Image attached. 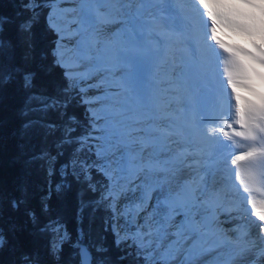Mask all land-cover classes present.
Listing matches in <instances>:
<instances>
[{"label":"snow or ice","instance_id":"1","mask_svg":"<svg viewBox=\"0 0 264 264\" xmlns=\"http://www.w3.org/2000/svg\"><path fill=\"white\" fill-rule=\"evenodd\" d=\"M182 2L78 0L81 6L96 7L81 8L73 30L78 39L68 45L60 35L53 52L56 64L65 69L63 91L72 95L42 98L40 110L67 108L77 96L88 106L86 131L73 137L76 128L69 124L66 129L68 140L77 145L73 170L90 191L99 193L111 213L117 243L133 248L143 264H196L207 253L221 255L218 250L226 246L232 255L225 264H264V199L258 204L254 194L258 188L264 198V0H192L222 87L219 114L202 117L195 127L172 106L171 95L183 73L177 72L170 38L166 33L154 36L148 24L156 19L148 5ZM41 6L26 0L23 7ZM34 23L29 16L18 28L28 35ZM113 24L120 26L109 32ZM0 50L6 51L4 41ZM17 75L24 88L33 86V69L0 65V83ZM92 90L97 94L89 95ZM203 124L208 125L204 135L228 142L227 159L247 194L242 199L248 215L255 218L231 229L233 237L220 220L217 189L195 173L192 137ZM242 169L250 177L247 182L241 180ZM94 173L103 179L96 181ZM19 206V200L13 202ZM22 255L17 264H39L30 254ZM79 255V264H93L88 248Z\"/></svg>","mask_w":264,"mask_h":264},{"label":"trees","instance_id":"2","mask_svg":"<svg viewBox=\"0 0 264 264\" xmlns=\"http://www.w3.org/2000/svg\"><path fill=\"white\" fill-rule=\"evenodd\" d=\"M35 2L42 6L29 10L23 7L26 0H0V41L6 43V51L0 50V65L15 64L36 72L30 89L24 88L19 75L0 83V236L4 240L0 264H17L23 259L22 253L30 254L39 264H77L73 244L78 243L76 229L82 224L75 208L80 206L81 212L90 215L89 209L102 204L99 193L90 191L88 182L76 173L67 171L62 176L64 188L56 189L60 179L57 170L65 169L77 147L68 140L65 126L75 127L71 136L78 137L86 131L89 116L78 96L67 108L47 113L40 110L42 98L63 99L72 94L63 91L67 81L53 55L56 35L46 26L47 7L52 0ZM29 16L35 23L26 35L18 25ZM44 121L47 123L41 126ZM93 175L96 181L102 180ZM17 200L18 208L13 207ZM58 224L63 225L67 238L54 251L50 243ZM101 226L96 215L91 225L84 220L82 226V242H88L93 264H143L133 248L115 243L108 232H97ZM96 242H101V251L95 247Z\"/></svg>","mask_w":264,"mask_h":264},{"label":"rangeland","instance_id":"3","mask_svg":"<svg viewBox=\"0 0 264 264\" xmlns=\"http://www.w3.org/2000/svg\"><path fill=\"white\" fill-rule=\"evenodd\" d=\"M62 2V0H55L54 3H51L48 7H47V14L45 16L46 19V26L48 27V29L53 30L55 32L56 35V42L54 44V50L57 47L58 44V34H59V29H58V22H60L62 20V11L61 10H57L56 9V5L58 3ZM189 8H185L187 9L186 12L184 13L185 15L187 13L190 12V10H193V3L192 0H189ZM160 5L158 4V7ZM84 8V6L79 5L77 10L71 15V21H67V22H62L63 24L66 23L67 27L65 26L64 29H70V31L73 33V30L77 27V25L80 22L81 16H82V11L81 8ZM96 7V6H95ZM94 6L88 8L87 9H94ZM84 8V9H86ZM155 5H148V9L149 12L155 13L154 11ZM31 10V9H29ZM188 11V12H187ZM52 13V17L53 19L50 21L49 19V13ZM161 15H155L156 19L148 20V24L150 29L152 30L154 36L155 33H169L170 32V25L168 24V21H166L167 19L165 18L164 15H162V13H160ZM158 18V19H157ZM178 20H180V18H177ZM68 23V24H67ZM176 25H179V21L176 22ZM196 25L199 26V31H197V35L193 34L192 32L191 37L186 38V36L188 34L182 33V38H178L175 40H169V45H171V49L170 52L174 55L175 59L177 61H179V65H177V72H182L183 75H181L178 80L177 83L175 85V94L171 95V99L174 102V104H172V106L177 109L181 114L182 117L187 119L188 121L193 123V126L195 127L197 124H201V118H208V115H205L202 113V105H204V100H200L199 102H197V100L199 99V97L204 96L205 99L208 97V92L211 93H215L217 92V90H221V88H219V76L217 75L216 72V58L215 56L212 54V52H210L208 49H206L205 47L202 49L203 50V54L204 56H207L204 62L202 63H198L196 65L192 64L189 59H188V52L186 50V46L188 44V40H201L203 37V33H202V29H201V21L198 20ZM182 29V28H181ZM180 30V29H179ZM183 32L185 31L184 29H182ZM61 32V31H60ZM181 34H179L178 36L180 37ZM60 36V34H59ZM78 39V36L73 35L71 38V41L69 42V45H72L75 43V40ZM188 39V40H187ZM202 55V53H201ZM208 56H209V60H208ZM203 57V55H202ZM56 59V57H55ZM191 60V59H190ZM200 60V58L198 59V61ZM176 61V63H177ZM201 62V61H200ZM191 63V64H190ZM65 71V69L63 70ZM219 80V81H218ZM218 87V88H217ZM216 89V90H215ZM213 90V91H212ZM212 91V92H211ZM216 91V92H214ZM207 92V93H206ZM220 93V91H218ZM97 94L95 91L92 95ZM214 97L216 98V95H214ZM210 98V97H208ZM207 98V99H208ZM189 100V101H188ZM202 102V103H201ZM179 105V106H176ZM88 108V106L86 105V109ZM185 108V109H184ZM186 108H189V111L186 110ZM216 117V116H215ZM214 118V116H213ZM208 125L207 124H203L199 129H197L196 131H194L193 133V137H192V144L196 145L195 148H193L194 152L196 153L199 149L201 151L197 152V157H201L202 155H205L204 158L207 159L209 157V152L211 151V149H213V145L219 140V138L217 137H206L203 133V129L206 128ZM65 128L67 129L68 126L66 125ZM207 139L208 142H201V140ZM210 140V142H209ZM213 141V143L211 142ZM207 143V144H206ZM73 144V143H72ZM207 146V148L205 147ZM207 149L208 151L205 153V149ZM212 155V154H211ZM74 154H72L70 157H68L67 159V166L65 167V169L63 167L59 168L57 170V173L60 177V179L58 180V183L56 184V189L62 190V188H64V180L62 176H65V173L68 171V173H75L73 170V165L71 163L72 159H73ZM198 160V159H197ZM202 160V159H201ZM52 161V160H51ZM201 161H199V163L197 164V170L199 172H202V170L204 169L202 166V163H200ZM230 162V161H229ZM52 163L49 162L48 163V168H51ZM205 165V164H204ZM67 168V169H66ZM232 166L230 164V167L227 165H221L218 167V170H220V172H222V170H226V172H228V170H231ZM69 169V170H68ZM189 170H185V172H188ZM204 172V171H203ZM223 173V172H222ZM233 178L235 179V176L233 175ZM103 179V178H102ZM220 180V181H219ZM236 180V179H235ZM228 181V178H226V176L224 175H219L218 179L216 180V184L220 185L222 187V189L224 190V192L222 193V196H226V201L232 202L231 199L229 198V190L227 191L228 187L226 188V183ZM226 188V189H225ZM238 190V188H236ZM235 189V192H236ZM235 198H238V196L236 195ZM241 201V200H240ZM242 203V208H240L242 211H240V214L237 216L236 220L240 217L241 214L244 215V217L242 218V220L245 221V218H249L248 214H246V208L244 207L246 204L244 201H241ZM237 206V205H236ZM88 206L85 205V210L88 211V209H86ZM76 213H78V215L81 217L80 221L81 224L83 226V222L84 220H88V224H92L96 215V219L102 223V230L101 228H97V232L100 231L101 233L103 232H108L111 237L114 239V242L117 243V238L115 233L113 232L112 228L110 227V215L111 213L109 212V210L103 206V205H97L90 210V215H86L84 214V212H81V207L80 206H76ZM97 211H99L97 214H95ZM94 216V217H93ZM221 221H223V217L222 215L220 216ZM223 227L226 228L228 226L229 231H227V234L229 237H233L234 234H232V231L229 227L228 222L223 221ZM81 227H77L76 232H77V237H78V243H74L73 247L76 249V254H77V247L79 244H83L85 247H88V242H82V235L84 233L83 228ZM99 227V226H98ZM226 230H228L226 228ZM256 229L252 232H255ZM54 239L53 241H51L50 245L52 246V248H54L55 250H58L59 245L64 242V240H66L67 236L65 234L64 228L62 224H58L55 228H54ZM94 245V244H93ZM101 245V242H96L95 243V247H97V250L101 251L103 246H99ZM99 246V247H98ZM211 253V252H210ZM207 253L206 255H203L204 259L206 262H203L201 264H223V262L219 261L218 259L214 262V260L216 259L214 255ZM135 255V253H134ZM210 255V256H209ZM77 258H78V254H77ZM229 259H227L228 261ZM213 261V262H210ZM79 263V260H78ZM77 263V264H78ZM96 264H101V263H96ZM104 264V263H102ZM200 264V263H199Z\"/></svg>","mask_w":264,"mask_h":264},{"label":"bare ground","instance_id":"4","mask_svg":"<svg viewBox=\"0 0 264 264\" xmlns=\"http://www.w3.org/2000/svg\"><path fill=\"white\" fill-rule=\"evenodd\" d=\"M61 1V0H60ZM160 6L158 7V5H157V12L158 13H162V15H166V11L165 10H167V7H168V3H158ZM176 4V6H178L179 7V3H175ZM186 5V6H188V4H189V0H185L184 2H182L181 3V5ZM78 6H79V3H78V0H62V2H60V3H58L55 7H56V9L57 10H61L63 13H62V17H60V18H62V20L60 21V22H58V29H59V34L60 35H64L66 38H65V41H64V43L65 44H68L69 45V42L71 41V38H72V36H73V33L70 31V29H64V27L66 26L67 27V25H66V23L65 24H63L62 22H67L68 20L69 21H71V15L77 10V8H78ZM84 6V8H86V7H88V8H90V7H92V6H94L95 7V5H83ZM150 6H152V5H150ZM193 7V6H192ZM87 9V8H86ZM181 9H183V6L181 7ZM188 12V11H187ZM152 13V12H151ZM176 12H175V9L172 11V12H170V15H174ZM185 13V12H184ZM153 14H156V13H153ZM181 18H183V19H185V20H187V22L186 23H183V24H181L180 22H179V29L180 30H182V29H184L185 31L184 32H182V33H184L185 34V36H186V34H188L187 36H186V38H190L191 37V32L193 33V34H195V35H197V31H199V26L198 25H196V23H197V21L198 20H200V17L197 15V13L196 12H193V11H190L188 14H186V15H179ZM189 22H191V23H193V25H191L190 26V28L187 30V29H185V27H186V24H189ZM68 24V23H67ZM180 25H181V28H180ZM120 25L119 24H113V25H110L109 27H108V31L109 32H111V31H114L116 28H118ZM61 31V32H60ZM183 31V30H182ZM202 31V30H201ZM173 35L175 34L173 31H170ZM181 33V34H182ZM59 34H58V40H59ZM162 34H165V33H162ZM172 35L170 34L168 37L170 38ZM181 39V38H180ZM188 40V39H187ZM191 40H192V38H191ZM199 42H200V47L198 46V44L195 42L194 43V45L192 46V51L195 53L194 54V57H196V61L198 62V63H202V62H204L207 58V56H204V54H203V52L200 50V48L203 46V47H205L206 49H207V47L205 46V44H204V40H203V37H202V39L201 40H199ZM188 45H190V43H188L187 44V46H186V50L188 49ZM171 49V45H169V50ZM201 53H202V55H203V57H202V55H201ZM200 58V60L198 61V59ZM206 58V59H205ZM176 60V59H175ZM177 61V60H176ZM201 61V62H200ZM180 63H179V61H177V65H179ZM191 64V63H190ZM218 75V74H217ZM219 81V80H218ZM161 87H164V85H161ZM219 87L221 88V90H217V91H220V97H219V95H218V93L216 92V91H214V92H216V94L215 93H212V95H216V98L214 97V99H215V103H212V105H210V106H208L207 104H206V101L209 99L208 97L210 96V92H208V99L206 98L205 99V97L204 96H201V97H199V99L197 100V102H199L200 100H204V105H202V113L204 114V116L205 115H208V118L209 119H212L213 118V116H214V118H215V116H217L218 114H219V111H218V105L221 103V101H222V87H221V84H220V82H219ZM216 90V89H215ZM213 91V90H212ZM211 91V92H212ZM94 93V90H92V91H90L88 94L89 95H92ZM172 94H175V91L172 93ZM189 101V100H188ZM200 103V102H199ZM202 103V102H201ZM173 104H174V102H173ZM176 106H179V105H176ZM185 109V108H184ZM206 136V135H205ZM206 137H208V136H206ZM220 137H222V136H220ZM220 137H217V138H219L220 139ZM209 138V137H208ZM219 141V140H218ZM218 141L214 144L213 143V141H211L215 146H219V147H222V148H225V153H224V156H222L221 157V159L219 160V162H217L216 164H212L211 162H210V160H211V154L214 152V148L215 147H213V149H211V151L212 152H209V158H208V160L207 159H205L204 158V156L205 155H202L201 157H197V156H195V159L198 161V163H199V161H201L200 163H204L205 164V166H203L204 167V172L202 171V172H199L198 170H197V165L195 166V173L197 174V175H202L203 177H204V180L210 185V186H212V187H216L215 186V183H216V180L218 179V176L219 175H224V176H226V178H228V181H227V185H226V188L228 187V189H227V191L229 190V192H228V194L230 195V197L231 198H233V199H235V200H241V201H244L243 199H242V197L243 196H245V195H247L246 193H244L243 192V189L242 188H240V181H238V180H235L234 178H233V168H231V170L229 169L228 170V172H226V170H222V172H220V170H217V168L215 169V168H213V167H216L219 163H220V165L219 166H221L222 164L223 165H227V166H230V162H229V160L227 159V157H228V155H229V152H230V149L229 148H227V147H225V145H227V141L226 140H224V141H221V142H219L218 143ZM201 142L203 143V142H208L207 141V139L205 140V138H204V140L202 139L201 140ZM209 142H210V140H209ZM207 144V143H206ZM196 147V145H194V144H192V148H195ZM206 148H207V146H205ZM205 147H204V149H205ZM199 151H201L200 149H199ZM208 150L207 149H205V153L207 152ZM200 153V152H199ZM195 155H197V152L195 153ZM202 159V160H201ZM209 168V169H208ZM213 168V169H212ZM187 170V169H186ZM250 179V177H249V175H248V173L246 172V171H244L243 169L241 170V180H245L246 182L248 181ZM220 181V180H219ZM225 188V189H226ZM236 188H238V190H237V192H235V189ZM217 191H218V193H219V199H220V197L222 196V193L224 192L222 189H218L217 188ZM255 195H256V201H257V203L259 204L261 201H262V199H264V198H262V196L260 195V193H259V189L257 188V190H256V192L254 193ZM238 196V198H235V196ZM230 198V199H231ZM220 202H221V204H222V207H223V210L221 211V213H220V216L221 215H224L226 218H228V224L232 227V225L234 224V223H236V218H237V216L240 214V211H242L241 209H238V208H240L241 207V205L239 204V206L237 207V208H234L233 210L234 211H232V212H230V209H231V207H230V204H228V202H226V201H223V200H221L220 199ZM245 208H246V214H248V207L249 206H247V205H245L244 206ZM244 217V215L243 214H241L240 215V220H238L237 221V223L238 222H243V220H242V218ZM248 217H249V215H248ZM221 220V219H220ZM253 220H255V218L254 217H249V218H247V223H246V225H250L251 224V222L253 221ZM258 223V222H257ZM255 230V228H251L250 229V231H254ZM232 234H234L235 235V233L234 232H232ZM220 253H221V255H219V256H217V253L216 252H211L210 254H212V255H214L215 256V260H214V262L213 261H210V262H213V263H215V261L218 259L219 261H221V262H223V264H225V262H227V259H229L230 258V256L232 255V250L229 248V247H224V248H221V249H219L218 250ZM210 256V255H209ZM204 259V257L203 256H201V257H199L197 260H196V264H201V263H203V262H206L205 260H203Z\"/></svg>","mask_w":264,"mask_h":264},{"label":"water","instance_id":"5","mask_svg":"<svg viewBox=\"0 0 264 264\" xmlns=\"http://www.w3.org/2000/svg\"><path fill=\"white\" fill-rule=\"evenodd\" d=\"M81 248H86L83 244H79L78 245V247H77V254H78V260L80 259V255H79V253H80V249ZM79 264V263H78Z\"/></svg>","mask_w":264,"mask_h":264},{"label":"clouds","instance_id":"6","mask_svg":"<svg viewBox=\"0 0 264 264\" xmlns=\"http://www.w3.org/2000/svg\"><path fill=\"white\" fill-rule=\"evenodd\" d=\"M64 70V69H63Z\"/></svg>","mask_w":264,"mask_h":264}]
</instances>
